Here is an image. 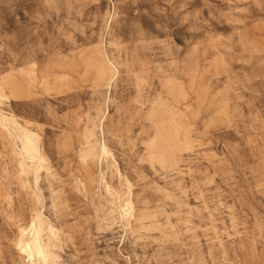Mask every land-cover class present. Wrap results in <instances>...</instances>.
Returning <instances> with one entry per match:
<instances>
[{"label": "rangeland", "instance_id": "1", "mask_svg": "<svg viewBox=\"0 0 264 264\" xmlns=\"http://www.w3.org/2000/svg\"><path fill=\"white\" fill-rule=\"evenodd\" d=\"M0 111V264H264V0H0Z\"/></svg>", "mask_w": 264, "mask_h": 264}, {"label": "bare ground", "instance_id": "2", "mask_svg": "<svg viewBox=\"0 0 264 264\" xmlns=\"http://www.w3.org/2000/svg\"><path fill=\"white\" fill-rule=\"evenodd\" d=\"M98 50V56H99V67H98V77L99 79L103 80L105 78V76L107 75V73L111 72L112 67L109 63V61L107 60V58L104 56L103 52L100 49ZM112 75H110L109 77V81H111L112 79ZM108 81V83H110ZM1 112V111H0ZM13 116V115H11ZM101 146V151L102 154L104 153V144L101 142L100 144ZM24 172H27V167L23 168ZM19 248L21 250L22 253L26 254V255H32L35 254L38 258H44V253L41 249V247L39 246L38 241L36 240V237L33 233H31L30 231H27L25 229L21 230V234L19 237Z\"/></svg>", "mask_w": 264, "mask_h": 264}]
</instances>
